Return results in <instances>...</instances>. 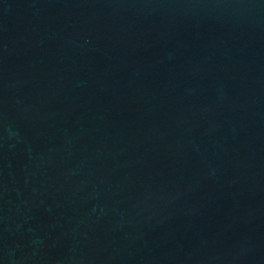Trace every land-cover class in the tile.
Wrapping results in <instances>:
<instances>
[{
  "label": "water",
  "instance_id": "95a60500",
  "mask_svg": "<svg viewBox=\"0 0 264 264\" xmlns=\"http://www.w3.org/2000/svg\"><path fill=\"white\" fill-rule=\"evenodd\" d=\"M0 264H264V0H0Z\"/></svg>",
  "mask_w": 264,
  "mask_h": 264
}]
</instances>
